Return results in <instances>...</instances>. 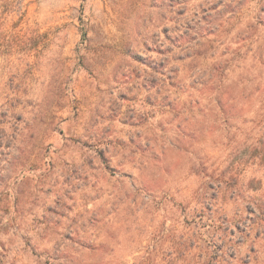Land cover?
Here are the masks:
<instances>
[{"label": "rangeland", "instance_id": "obj_1", "mask_svg": "<svg viewBox=\"0 0 264 264\" xmlns=\"http://www.w3.org/2000/svg\"><path fill=\"white\" fill-rule=\"evenodd\" d=\"M0 264H264V0H0Z\"/></svg>", "mask_w": 264, "mask_h": 264}]
</instances>
